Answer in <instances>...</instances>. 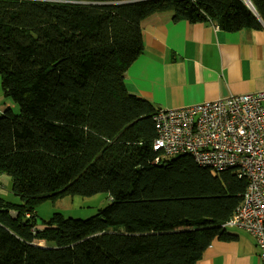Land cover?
<instances>
[{"label": "trees", "instance_id": "trees-1", "mask_svg": "<svg viewBox=\"0 0 264 264\" xmlns=\"http://www.w3.org/2000/svg\"><path fill=\"white\" fill-rule=\"evenodd\" d=\"M249 1L0 0L2 88L20 110L0 115V174L22 202L0 200V264H198L215 240H236L223 226L247 179L154 151L158 110L125 75L147 17L260 29L264 0ZM97 194L110 204L95 216L33 230L39 204Z\"/></svg>", "mask_w": 264, "mask_h": 264}, {"label": "crops", "instance_id": "crops-1", "mask_svg": "<svg viewBox=\"0 0 264 264\" xmlns=\"http://www.w3.org/2000/svg\"><path fill=\"white\" fill-rule=\"evenodd\" d=\"M141 27L144 50L125 84L158 111L264 92V26L227 32L212 22H175L164 12ZM229 232L236 240H215L198 264H263L247 232Z\"/></svg>", "mask_w": 264, "mask_h": 264}, {"label": "built area", "instance_id": "built-area-1", "mask_svg": "<svg viewBox=\"0 0 264 264\" xmlns=\"http://www.w3.org/2000/svg\"><path fill=\"white\" fill-rule=\"evenodd\" d=\"M153 121V149L162 157L190 156L214 175L231 170L247 179L242 202L223 228L247 232L264 264V92L160 110Z\"/></svg>", "mask_w": 264, "mask_h": 264}, {"label": "rangeland", "instance_id": "rangeland-1", "mask_svg": "<svg viewBox=\"0 0 264 264\" xmlns=\"http://www.w3.org/2000/svg\"><path fill=\"white\" fill-rule=\"evenodd\" d=\"M10 108L18 115L19 107L11 100L5 97L1 76H0V110L5 111ZM8 203L20 205L21 199L11 190V178L5 174H0V200ZM110 204V199L105 194H97L92 197L67 196L55 202L47 201L36 207V226L34 231L44 229L43 224L49 221L55 214H61L65 218L88 219L95 216L99 210L106 208ZM31 219L33 214L28 213ZM232 230V229H230ZM37 245L47 247L48 243L40 241Z\"/></svg>", "mask_w": 264, "mask_h": 264}, {"label": "water", "instance_id": "water-1", "mask_svg": "<svg viewBox=\"0 0 264 264\" xmlns=\"http://www.w3.org/2000/svg\"><path fill=\"white\" fill-rule=\"evenodd\" d=\"M247 2V4L249 5V7L253 8L251 2L249 0H245ZM11 216L13 217L14 220H16L19 216L18 212L12 211L11 212Z\"/></svg>", "mask_w": 264, "mask_h": 264}]
</instances>
